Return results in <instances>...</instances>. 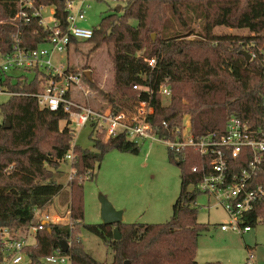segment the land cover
<instances>
[{
  "label": "trees",
  "instance_id": "1",
  "mask_svg": "<svg viewBox=\"0 0 264 264\" xmlns=\"http://www.w3.org/2000/svg\"><path fill=\"white\" fill-rule=\"evenodd\" d=\"M19 1L0 0L3 53L11 50L18 32L28 48L45 44L47 33L37 19L27 25L10 22L19 11ZM32 1L35 7H53L55 18L65 25L68 0ZM170 16L185 31L170 26ZM188 16L202 21L198 39L189 40L195 31ZM218 27L245 29L250 35L217 34L214 31ZM152 34H156L155 40ZM85 42L94 45L92 52L105 48L111 59V89L99 93L113 112L131 111L138 100H148L134 86L153 89L151 121L161 137L182 127L186 117L197 137L223 132L234 116L254 125L264 119V0H127L121 12L104 16L100 25L93 28V37ZM242 52L249 53L251 60ZM151 59L157 62L154 67L147 62ZM7 78L6 85L17 96L0 106L4 118L0 123V228L28 229L35 210L48 208L55 198L65 194L60 205L71 210L73 225L51 224L38 233L37 246L28 250L33 264H41L43 258L58 252L62 241L70 245L67 255L72 264H107L88 253L74 235V226H87L86 180L78 178L90 173L88 179H93L96 167L110 151L138 155L140 145L123 135L104 142V135L99 134L93 138V150L73 147L75 132L69 123L64 130L59 128L61 121H67L66 115L40 110L33 97L44 90L51 76L34 72ZM167 82L171 97L163 101L157 91ZM90 86L97 89L98 82L94 79ZM6 120L10 121V129L5 128ZM71 150L76 177L68 182L67 190L59 180L64 176L61 167L68 163L66 156ZM169 153L182 171L172 218L153 225L121 223L120 241H114L113 232L109 234L99 227L100 235L113 248L112 264H197L198 239L209 227L198 222L200 193L196 187L203 172L192 170L208 159L194 152H188L185 160L182 156L176 159ZM261 219L264 220V201L255 206L246 225L253 228ZM1 257L0 251V260Z\"/></svg>",
  "mask_w": 264,
  "mask_h": 264
},
{
  "label": "built area",
  "instance_id": "2",
  "mask_svg": "<svg viewBox=\"0 0 264 264\" xmlns=\"http://www.w3.org/2000/svg\"><path fill=\"white\" fill-rule=\"evenodd\" d=\"M88 9L89 6L86 7L84 3L74 9L73 3L68 1V16L64 25L55 18V11L53 19L46 22L44 7H35L32 0H20L19 11L10 22L18 26L19 23L27 25L37 19L47 33L45 44H50L52 50L41 47L44 44L35 49L28 48L18 32L11 50L7 53L0 50V95L17 96L6 85L9 75L21 78L27 73L42 72L50 75L51 79L42 92L33 95L39 109L63 112L67 118L65 122L74 132L90 127L95 137L99 133L104 135V142L123 135L128 141L139 145L148 140L163 142L176 159L179 156L187 159L188 152L207 158V162L192 170L193 173L203 172L196 187L200 197L204 195L214 199V206L222 208L229 216V223L219 225L222 232L232 231L239 235L251 232L246 219L255 206L264 201V119L261 124L254 125L234 116L228 120L223 132H210L197 137L193 134L190 119L186 117L182 127L161 137L158 127L151 121L154 110L150 101L154 91L150 86H134V90L144 93L148 100H138L131 111L115 113L110 107L97 109L78 102L75 90L81 88L83 77L69 71L68 62L56 64L55 56L69 52L73 40L88 41L93 37V29L79 26L86 21ZM147 62L150 67L157 63L155 59ZM157 93L163 97V101L169 99L171 89L168 82L160 85ZM74 158L71 150L66 160L73 162ZM75 177L76 170L72 168L68 182ZM51 224L72 227L71 210L66 208L64 216H61L47 209H37L28 229L0 228V264H33L28 250L37 246L38 233ZM41 264H72V261L59 249L55 254L43 258ZM251 264L255 263L251 261Z\"/></svg>",
  "mask_w": 264,
  "mask_h": 264
},
{
  "label": "rangeland",
  "instance_id": "3",
  "mask_svg": "<svg viewBox=\"0 0 264 264\" xmlns=\"http://www.w3.org/2000/svg\"><path fill=\"white\" fill-rule=\"evenodd\" d=\"M68 1L73 3L74 9L82 3L86 7L89 6L86 21L79 25L88 29L98 27L104 16L115 12L118 7H121L119 11L121 12L127 5V0ZM53 11V7H44L43 16L46 22L53 19ZM170 20V26L181 32L185 31L181 29V25L175 18L170 16ZM187 20L195 31L189 40L198 39L197 33L202 31V21L191 16H188ZM214 32L239 37L250 35L245 29L226 27H218ZM152 38L155 40L156 34H152ZM77 42L71 46L69 52L62 56H55L56 64L68 62L71 72L82 75L84 83L81 88L75 90V98L78 102L97 109H105L109 107L108 102L99 92L107 93L111 89L113 81L111 59L105 48L92 52L94 47L92 43L83 40ZM41 47L52 50L50 44H44ZM88 72L91 75V81L87 79ZM94 79L98 82L97 89L90 86V82ZM9 99L7 95H0V106ZM3 120L0 110V123ZM66 126L67 123L61 121L59 128L64 130ZM93 138L95 135L90 127L78 129L73 135V144L75 143L82 150H93ZM140 147L141 151L138 155L112 150L105 156L100 167H96L93 179H88L90 173L78 178L79 181L86 180L84 182V222L87 226L83 229L74 226V235L80 238L83 248L100 262L112 264L114 260L113 248L99 232V227L109 234L114 231V227L111 229L102 225L101 197L108 199L117 211L124 212L123 223L125 224H163L172 218L173 205L181 188V168L171 161L168 148L163 142L148 140ZM72 163L68 162L61 167L64 176L59 181L65 183L66 189L69 174L73 168ZM64 199H66L65 194L58 196L46 209L64 216L66 208L60 205ZM215 204L214 199H208L204 195L197 200L198 222L209 227V230L198 239L197 264L208 262L251 264V261L255 264H264V220L261 219L251 232L243 235L232 231L222 232L219 225L229 223L230 218L222 208L215 207Z\"/></svg>",
  "mask_w": 264,
  "mask_h": 264
},
{
  "label": "water",
  "instance_id": "4",
  "mask_svg": "<svg viewBox=\"0 0 264 264\" xmlns=\"http://www.w3.org/2000/svg\"><path fill=\"white\" fill-rule=\"evenodd\" d=\"M120 9L121 7H118L116 12H119ZM241 54L246 56L248 60H251L252 58L251 55L247 52H242ZM86 76H87L88 81L92 80L89 72L86 74ZM5 124H6L5 126L6 129L11 128V125L8 120H6ZM100 202L102 205V224L114 227V231H113L114 241L122 240V235L120 233L119 225L123 223L124 212L117 211L114 208V206L110 203V201L106 199L105 197H101ZM60 245H61L62 252L67 254L69 252L70 245L66 241H62ZM125 264H130V262L126 261Z\"/></svg>",
  "mask_w": 264,
  "mask_h": 264
},
{
  "label": "crops",
  "instance_id": "5",
  "mask_svg": "<svg viewBox=\"0 0 264 264\" xmlns=\"http://www.w3.org/2000/svg\"><path fill=\"white\" fill-rule=\"evenodd\" d=\"M65 208H67V207H65Z\"/></svg>",
  "mask_w": 264,
  "mask_h": 264
}]
</instances>
